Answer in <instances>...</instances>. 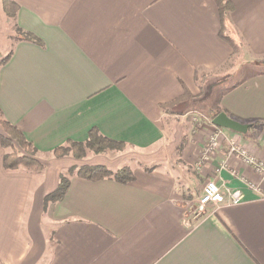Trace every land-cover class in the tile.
I'll list each match as a JSON object with an SVG mask.
<instances>
[{
  "label": "crops",
  "instance_id": "obj_1",
  "mask_svg": "<svg viewBox=\"0 0 264 264\" xmlns=\"http://www.w3.org/2000/svg\"><path fill=\"white\" fill-rule=\"evenodd\" d=\"M12 1L15 26L40 42L16 38L0 64V109L45 169L6 170L0 146V264H264V180L228 144L264 161V71L223 89L221 106L257 124L246 134L224 129L207 161L213 123L172 141L163 122L166 109L204 99L197 72L220 70L243 47L254 66L264 65V0H227L224 34L237 40V53L221 36L215 0ZM94 127L136 153L52 155ZM98 165L128 166L135 178L74 173L65 197L46 206L68 169ZM195 174L241 189L245 200L193 213L198 195L187 188Z\"/></svg>",
  "mask_w": 264,
  "mask_h": 264
},
{
  "label": "trees",
  "instance_id": "obj_2",
  "mask_svg": "<svg viewBox=\"0 0 264 264\" xmlns=\"http://www.w3.org/2000/svg\"><path fill=\"white\" fill-rule=\"evenodd\" d=\"M215 1L218 4L220 19L222 22L221 36L232 45V47L234 48V52L237 53L239 48V43L237 42V40L230 35L226 36L224 34V31L226 30L227 17L230 11L233 10V4L227 0ZM3 7L8 16L15 17L16 11L18 10V5L14 1L3 0ZM18 30L21 34V36L19 37L21 40L40 42V40L32 33L22 31L21 29ZM10 54L6 56L1 63H5L9 59ZM196 77L199 81L200 74L198 72L196 74ZM222 96L223 94H221L217 99L219 106L215 113H213L212 118H214L221 112H226L230 117L240 122H244L241 118L235 117L228 113V111H226L221 106ZM255 124L257 123H251L250 129L255 126ZM0 146L7 150L3 160V165L6 170L14 171L19 169H26L34 172H41L45 169V165L37 158L38 149L36 148L34 143L30 141L16 125L10 123L3 117L1 109ZM123 146H126L124 142L110 139L102 135L98 128L94 127L90 130L88 138L84 142H76L71 140L67 141L65 144L55 148L52 151V155L54 157H62L68 152V150H72L74 157L83 158L88 154L89 151L95 154H102L107 151L119 150ZM182 149L183 146H181L178 151L181 152ZM74 173L84 179L91 181H99L105 178H112L120 183H128L133 181L135 178L133 170L128 166H124L118 170H112L106 166L101 165L72 167L61 175L57 189L46 196V206L51 202L55 203L61 201L65 197L70 188V176Z\"/></svg>",
  "mask_w": 264,
  "mask_h": 264
},
{
  "label": "rangeland",
  "instance_id": "obj_3",
  "mask_svg": "<svg viewBox=\"0 0 264 264\" xmlns=\"http://www.w3.org/2000/svg\"><path fill=\"white\" fill-rule=\"evenodd\" d=\"M3 0H0V64L5 59L6 56L10 54V52L14 48V41L16 38L21 36L18 28L15 26L14 17L8 16L4 11ZM241 52L236 55L233 59H231L228 63L225 64L220 70L214 73H200V81L202 84V90L200 95L204 99L202 100H194L192 97L190 100L184 103L178 104L176 107L171 109H166L169 114L164 115L163 122L166 127L167 133L170 135L172 141H174L175 134L181 130L182 134H185L195 131L197 127L204 126V124H212V115L218 109V97L223 94V89L230 87L233 83L239 81L241 78L246 77L248 74L264 71L263 66H254L252 63V56L247 52L246 48H242ZM254 71V72H253ZM216 131L213 128L209 134H212ZM209 138H207L208 140ZM206 140V141H207ZM184 139L181 141L182 144L178 145V150L181 146L184 147ZM186 142V141H185ZM90 152V151H89ZM83 158H87V156L93 155L95 153L90 152ZM132 149L127 146H123L119 150L107 151L105 155L111 156H126L135 154ZM180 152L178 151L179 154ZM73 156L74 154L72 150H68V152L62 156ZM60 158V157H57ZM76 158V157H74ZM77 158V159H83ZM178 167L185 171L187 175L188 169L185 163H177ZM192 184L187 188L188 194L197 193L198 197L193 200L192 212H200L199 211V201L203 192V188L207 182L201 180L199 176L196 174L191 176ZM184 180L180 177V184H182ZM205 183V184H204ZM203 185V186H202ZM202 186V189L199 187ZM202 190V191H201Z\"/></svg>",
  "mask_w": 264,
  "mask_h": 264
},
{
  "label": "built area",
  "instance_id": "obj_4",
  "mask_svg": "<svg viewBox=\"0 0 264 264\" xmlns=\"http://www.w3.org/2000/svg\"><path fill=\"white\" fill-rule=\"evenodd\" d=\"M216 131L209 135V139L203 147L201 161H207L210 155L221 145L224 128L215 126ZM229 154L239 158L244 164L252 167L254 171L264 180V161L254 156L247 147L229 141ZM245 200V193L241 189H229L224 185L218 184L214 180H209L204 188L199 201V211L207 209L210 204H239Z\"/></svg>",
  "mask_w": 264,
  "mask_h": 264
},
{
  "label": "water",
  "instance_id": "obj_5",
  "mask_svg": "<svg viewBox=\"0 0 264 264\" xmlns=\"http://www.w3.org/2000/svg\"><path fill=\"white\" fill-rule=\"evenodd\" d=\"M212 123L217 127L229 129L242 134H246L251 127V124L242 123L230 117L226 112L217 114L212 119Z\"/></svg>",
  "mask_w": 264,
  "mask_h": 264
}]
</instances>
